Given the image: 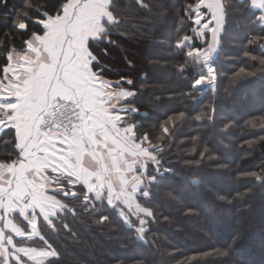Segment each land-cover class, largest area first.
<instances>
[{
	"label": "trees",
	"instance_id": "obj_1",
	"mask_svg": "<svg viewBox=\"0 0 264 264\" xmlns=\"http://www.w3.org/2000/svg\"><path fill=\"white\" fill-rule=\"evenodd\" d=\"M62 2L32 0L34 9L52 13ZM195 3L111 0L112 22L89 52L100 75L130 91L121 104V126L136 125L137 142L148 137L150 144L141 148L157 146L160 168H147L156 181L148 198L142 195L146 182L137 196L153 216L139 239L116 210L122 207L105 202L107 190L94 195L99 202L90 196L91 203L57 193L60 212L39 220L45 239L31 243L56 253L44 264H264V183L256 178L264 177L263 17L248 0H222L225 31L212 59L217 87L196 92L190 83L202 68L187 57V48L177 47L183 35L198 43L194 16L188 14ZM24 4L0 0V77L6 56L8 63L9 54L22 51L30 33L40 31L37 24L28 31L15 26ZM15 158L14 138L6 131L0 135V170ZM60 180L56 185L62 187ZM101 216L108 219L101 222ZM217 249H228L229 255L220 256ZM7 260L18 264L10 255L0 257V264Z\"/></svg>",
	"mask_w": 264,
	"mask_h": 264
},
{
	"label": "crops",
	"instance_id": "obj_2",
	"mask_svg": "<svg viewBox=\"0 0 264 264\" xmlns=\"http://www.w3.org/2000/svg\"><path fill=\"white\" fill-rule=\"evenodd\" d=\"M248 1L261 12L264 23V0ZM91 2L93 21L73 37L71 47L51 53L29 45L25 52V45L22 51L9 54L8 64L18 75L7 84L0 83V135L11 132L16 158L0 170L1 258L16 249L11 238L26 237L37 229L40 219L55 217L60 206L55 197L59 179H71L86 191L101 186L114 191L118 179L114 180L113 171L143 158V148L130 143L132 126L120 124L125 112L121 104L130 91L120 86L121 81L100 75L89 52L90 43L99 40L112 22L111 0ZM203 11L206 20L210 13ZM81 97L82 127L72 138L38 132L43 115L55 101Z\"/></svg>",
	"mask_w": 264,
	"mask_h": 264
},
{
	"label": "snow or ice",
	"instance_id": "obj_3",
	"mask_svg": "<svg viewBox=\"0 0 264 264\" xmlns=\"http://www.w3.org/2000/svg\"><path fill=\"white\" fill-rule=\"evenodd\" d=\"M6 3V0H4ZM55 13L44 10L41 12L39 9L33 8L32 0H25V4L20 9L21 15L18 16L15 20V26L19 31H28L30 24L40 25V31H32L29 35V39L25 41L26 51L29 49V45L34 48H43L48 50L51 53H57L61 49L69 48L73 44V37L79 33V31L90 25L93 21L95 9L91 0H66L55 6ZM204 9L210 13V17L205 20ZM189 17H193L192 23L197 26L196 28V41L197 44H193V38L188 35H183L177 41V47L183 51L187 48V57L190 58L193 64H199L204 69V74L200 75L193 83L192 86L194 89L198 90L201 86H213L217 87L218 81V72L216 67L212 63V59L218 53V50L221 47L222 42V31H225L223 26V19L225 14V9L222 7L221 0H196L195 5H189L188 9ZM258 39V38H257ZM255 42V41H253ZM255 59V56L252 57ZM261 64H264V60H261ZM5 74L3 77H0V83L7 84L9 79L13 76H17L18 73L10 68V65L7 63L2 69ZM239 72L244 73L245 68L241 67ZM11 73V74H10ZM7 81V82H5ZM199 119V117H197ZM137 126L133 125L131 129L132 139L131 144L136 145L137 147L142 143H148V137L145 135L143 140L140 142L136 141L135 128ZM165 132L168 131L167 128L164 129ZM157 147V146H156ZM144 147L142 152L145 156L143 163V175L148 177V190H142V195L144 198L150 196L151 185L156 181V176H150L147 173L148 167H153L155 169L160 168V160L155 155V148ZM162 152V150L160 149ZM114 162L116 157H112ZM170 171L169 169L165 170V173ZM160 172L157 173L159 175ZM257 180H260L264 183V177L257 176ZM97 202L100 201V197H96ZM138 197L134 198L133 203L130 204L127 200L123 201L124 207L132 214L131 217L124 216L122 208H116V204L113 203L111 196L108 198L107 205L111 208H116L118 212L121 213L124 223L128 226L129 229L135 231L139 239H143L145 234L146 218L153 216V212L150 211L147 207L141 206L137 202ZM135 207L136 211L133 210ZM0 213H3V209H0ZM135 217V219H133ZM107 216H101V222L107 220ZM135 220L136 223L133 224L132 221ZM139 227H136V225ZM41 239H45L41 237ZM14 243V242H13ZM45 243L47 241L45 240ZM235 241H233V244ZM231 248V245L229 246ZM39 251L43 259L27 257L32 260L33 264H44V259L49 257L44 249L36 250ZM217 254L220 256L227 257L229 255V250L224 249L223 251L217 249ZM53 255L56 256V253L53 252ZM18 264H23V261L19 260L16 257ZM11 260H7L6 264H11Z\"/></svg>",
	"mask_w": 264,
	"mask_h": 264
},
{
	"label": "rangeland",
	"instance_id": "obj_4",
	"mask_svg": "<svg viewBox=\"0 0 264 264\" xmlns=\"http://www.w3.org/2000/svg\"><path fill=\"white\" fill-rule=\"evenodd\" d=\"M198 76H200V75H198ZM196 92H201V91H196ZM143 160H144V158H142L141 160H137V158H136L135 164H133V165L128 164V166H127V163L125 162V163H123L121 169H118V171H115V170L113 171L114 180H115V178L118 179V181H117L118 187L115 188V190L113 189L114 191L111 190L112 192L110 190L108 191L106 186H101V188L99 190H93V191L84 190L83 191L78 183H76L75 181H73L71 179L65 178V177H62L60 180L62 187L60 186L58 192L61 193L64 198L73 199L75 197H78V198H81L83 200V198L85 197L84 202L85 203H91V200H90L91 197L90 196H94L95 194L106 193V190H107V192H108L107 197L109 198L111 196L112 201H113V203L116 204V206H121L127 212H129L128 209L126 207H124L123 201L127 200L130 204H132L134 198H136L137 196H140V191L145 186L144 183L145 182L148 183V178H145V176L143 175V163H142ZM131 167L133 169H131ZM108 181H109V177H108ZM216 186H220V185L217 184ZM146 189H147V187H146ZM97 196H99V195L94 196V198H96ZM58 203H60V201H58ZM62 204L65 206V203H62ZM60 210L61 209L59 206L56 214H58L60 212ZM133 210L136 211L135 207L133 208ZM55 217H56V215H55ZM147 218H149V217H147ZM133 219H135V217H133ZM208 224L212 225V224H214V222L209 220ZM22 229H24V230L27 229L30 231V229H28L24 225H22ZM29 233H30V235L23 237V238H11L12 245L16 249L13 251H10V254H8V255L12 256L13 258L22 256L27 261L32 262V260L27 258V257H31L33 259H36V258L43 259L42 254L36 250L44 249L46 251L47 255L49 256V257L44 259V262L48 261L51 257H53L52 251H49L48 249H45L42 247H37V246L31 245V243L35 239H41V235L39 234L38 227L33 232H29ZM37 233H38V235H37Z\"/></svg>",
	"mask_w": 264,
	"mask_h": 264
},
{
	"label": "built area",
	"instance_id": "obj_5",
	"mask_svg": "<svg viewBox=\"0 0 264 264\" xmlns=\"http://www.w3.org/2000/svg\"><path fill=\"white\" fill-rule=\"evenodd\" d=\"M203 74L204 69L202 68V73L200 75ZM198 77L199 76L197 75L190 83L193 90L201 92H213L215 90V87L207 85L199 87L198 90L194 89L192 83ZM83 101L84 99L82 97L79 98L78 101H55L43 115L42 120L38 125V132L42 135L59 134L67 139L72 138L75 132L82 127L81 105Z\"/></svg>",
	"mask_w": 264,
	"mask_h": 264
}]
</instances>
